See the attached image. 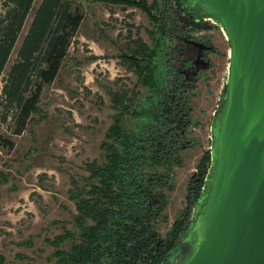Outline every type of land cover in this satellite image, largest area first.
<instances>
[{
    "label": "rangeland",
    "instance_id": "obj_1",
    "mask_svg": "<svg viewBox=\"0 0 264 264\" xmlns=\"http://www.w3.org/2000/svg\"><path fill=\"white\" fill-rule=\"evenodd\" d=\"M155 1L159 7L166 2L167 13L173 2ZM76 3L82 20L56 77L42 88L32 121L20 134L13 133L10 123L0 121V137L13 143L5 146L0 139V264H53V246L46 239L73 226L75 206L69 198L72 179L89 175L87 162L104 160L101 143L116 117L127 128H135L141 121L131 110L148 103L145 97L151 89L139 80V69L122 57L126 48L139 40L154 49L147 69H152L155 76L166 75L163 51L169 37L164 34L155 46L160 34L143 11L105 0ZM30 17L31 12L0 74V87ZM203 21L199 24L197 19L190 20L188 25L198 26L193 33L207 37L215 51L207 55L209 65L191 80L184 94L192 121L187 131L190 145L177 153V162L168 170L159 168L169 174L163 188L167 202L161 217L153 222L160 237L184 212L189 177L211 146L214 117L225 93L229 44L215 22ZM145 63L140 60V66ZM157 80L166 90L167 82ZM114 93L124 97L122 105L111 100ZM190 227L192 222L181 235ZM179 261L177 257L171 264Z\"/></svg>",
    "mask_w": 264,
    "mask_h": 264
},
{
    "label": "trees",
    "instance_id": "obj_2",
    "mask_svg": "<svg viewBox=\"0 0 264 264\" xmlns=\"http://www.w3.org/2000/svg\"><path fill=\"white\" fill-rule=\"evenodd\" d=\"M105 1L143 11L160 34L155 46L164 34L170 38L172 31H178L177 11L194 9L183 7L184 0H173L170 14L166 2L159 7L155 0ZM33 2L0 0V74L31 12L0 87V121L10 123L15 134L23 132L32 121L42 88L56 77L83 17L76 0H38L34 7ZM149 48L137 40L122 55L139 69V80L151 89L145 97L148 103L131 110L141 121L135 128H127L116 117L101 143L104 160L87 162L89 175L72 179L69 198L75 206L73 226L46 239L53 246V264H165L185 226L192 222V207L200 199L206 202L208 176L213 169L209 150L204 151L197 170L189 177L184 212L175 218L164 237L153 228L167 202L163 188L169 174L159 168L168 170L177 162V153L190 145L187 131L192 121L180 75L173 67L167 68L165 76L152 74L147 68L154 49ZM140 60L146 63L140 66ZM154 78L167 82L166 90ZM116 95H111V100L122 105L124 97ZM0 139L5 146L13 145L9 138Z\"/></svg>",
    "mask_w": 264,
    "mask_h": 264
},
{
    "label": "water",
    "instance_id": "obj_3",
    "mask_svg": "<svg viewBox=\"0 0 264 264\" xmlns=\"http://www.w3.org/2000/svg\"><path fill=\"white\" fill-rule=\"evenodd\" d=\"M194 1L217 17L229 50L210 188L178 264H264V0Z\"/></svg>",
    "mask_w": 264,
    "mask_h": 264
},
{
    "label": "flooded vegetation",
    "instance_id": "obj_4",
    "mask_svg": "<svg viewBox=\"0 0 264 264\" xmlns=\"http://www.w3.org/2000/svg\"><path fill=\"white\" fill-rule=\"evenodd\" d=\"M183 2L185 3V6L183 7H185L186 9H192V7L194 9H192V12L189 9L185 11H177L175 13V16L178 19L177 24L179 23V21H181L188 27L179 23L180 27L178 28V31L171 32V36L168 40L167 50L163 51V54L165 56L164 63L166 67L170 70H172L173 67L175 72L180 75V79L183 81L182 83L184 84L182 91H186L187 87L192 84L191 80L195 79L197 76L200 75L202 71L206 69L197 68H199L205 63L204 60L208 59L207 55L209 53L215 51L207 37L193 33V30H195L198 26L193 27L191 25H188V23L190 22V20L197 19L199 24H203L206 22L203 21L205 18L216 20V16L212 13L201 10L202 5L199 2H196L194 0H184ZM208 46H211V48H204ZM169 74H171V71ZM170 76L172 77V75ZM173 78H171V81ZM217 113L215 117H217ZM204 202L205 200L201 199L200 202H196L192 207V209H194V213L191 215L190 218L192 219L193 227H190L188 230H185V235H181L178 244L174 249L171 250L170 254L168 255L165 261V264L173 263L177 257L183 259L187 252H189L188 248L193 241V233L196 231L195 224L197 221V217L201 213V209L204 206Z\"/></svg>",
    "mask_w": 264,
    "mask_h": 264
},
{
    "label": "built area",
    "instance_id": "obj_5",
    "mask_svg": "<svg viewBox=\"0 0 264 264\" xmlns=\"http://www.w3.org/2000/svg\"><path fill=\"white\" fill-rule=\"evenodd\" d=\"M205 19L208 20V19H210V18H205ZM211 20H212L213 22H215V20H213V19H211ZM215 23H216V22H215ZM210 147H211V146H210ZM210 147H209V151H210Z\"/></svg>",
    "mask_w": 264,
    "mask_h": 264
}]
</instances>
